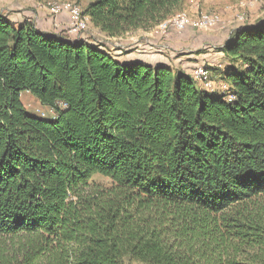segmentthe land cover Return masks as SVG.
Segmentation results:
<instances>
[{
  "label": "trees",
  "instance_id": "obj_1",
  "mask_svg": "<svg viewBox=\"0 0 264 264\" xmlns=\"http://www.w3.org/2000/svg\"><path fill=\"white\" fill-rule=\"evenodd\" d=\"M186 1L82 14L120 38ZM220 49L233 100L0 13V264H264V20Z\"/></svg>",
  "mask_w": 264,
  "mask_h": 264
},
{
  "label": "rangeland",
  "instance_id": "obj_2",
  "mask_svg": "<svg viewBox=\"0 0 264 264\" xmlns=\"http://www.w3.org/2000/svg\"><path fill=\"white\" fill-rule=\"evenodd\" d=\"M54 1H60V0H41V6L42 10H44L46 17L53 16L49 13V4ZM89 0H81L78 4L81 6L82 9H84L85 5L87 4ZM244 0H187L184 8L180 11H186L188 14L192 16H197L204 13H220L225 20V24L227 26L228 19L231 17L230 10L233 7L240 8V2ZM247 2L255 1V0H245ZM258 4L256 8L260 7L261 16L258 18L254 17L255 15L249 17L244 22L242 20H239L238 17H235L236 20H234L233 23L228 24V27L219 29H212V30H200L198 28H193L191 26L183 29V30H175L173 28H170L166 34H162L160 32H155V36H158L163 41L161 53L163 54V60L165 61H171L173 63V67H176L183 63L184 61L187 62L190 58H183L181 60H176L178 57L181 56H188V55H200L201 53H209L210 56H208L209 60L215 59V63L217 64L214 66L213 64H208V61L205 62L207 58H198L196 62H198L195 65H204L207 66L211 72H212V78L215 82H217V87H219V84L225 81L222 77L224 67L228 63L227 57L222 53L223 51L220 49L225 44V39L230 35L231 33V27L233 25H237L235 27L238 28V26H251L259 20H264V0H258ZM233 5V7H232ZM231 7V8H230ZM255 8V9H256ZM249 9V8H247ZM251 13V12H250ZM250 13H247V16L250 15ZM255 14V13H254ZM224 24V22H223ZM221 25V27L223 26ZM144 30V29H143ZM156 30V27L151 30H145L148 31L147 33H141L135 32V35H124L120 38H111L108 37L105 34H99L96 27L93 26L92 23H90L87 31L85 34L82 35V37L78 38V40H84L89 41L91 44L100 45L102 50H106L109 53H111L112 56L116 57L117 54L116 50L121 51L124 55H132L134 51L141 50L142 48H145V43L148 38H152L153 35L149 33V31ZM221 32L222 39H216L215 41H206L204 39V35L207 33H215V31ZM234 30V29H233ZM49 32L54 33V31L50 30ZM66 32V31H62ZM61 32V34H62ZM133 33V32H129ZM188 35V38L186 41H183V38H186ZM174 38V39H173ZM224 41V43L221 45V43ZM183 42V43H182ZM121 56V55H120ZM203 57V56H200ZM202 59V60H199ZM210 60V62H212ZM191 61V60H190ZM217 61V62H216ZM193 67L191 69H188L189 73H194L195 68ZM194 78V77H193ZM226 82V81H225ZM199 83V82H198ZM200 85V83H199ZM206 90V89H205ZM209 91V90H207ZM213 92V91H210ZM219 92V89L218 91ZM221 93V92H219ZM223 94V93H222ZM24 105L30 113L42 115L44 117H54L56 115V112L53 111L51 108L44 107L41 105V103L38 101V99L32 94L28 92H23L22 95ZM93 181L96 184H101L103 186H108L111 184L110 178H106L100 174H96L93 176ZM261 200L264 201V195L261 197ZM131 264H143L137 261H133Z\"/></svg>",
  "mask_w": 264,
  "mask_h": 264
},
{
  "label": "crops",
  "instance_id": "obj_3",
  "mask_svg": "<svg viewBox=\"0 0 264 264\" xmlns=\"http://www.w3.org/2000/svg\"><path fill=\"white\" fill-rule=\"evenodd\" d=\"M228 1V0H225ZM258 0H255L254 5H252L251 7H249V9H246L245 12L246 13H250V15L247 16V19L253 15H255L254 17L258 18L259 16H261V12H259L260 7L256 8L258 2ZM233 7V5H232ZM231 8V7H230ZM256 8V9H255ZM42 6H41V2L37 1V0H0V13L7 15L9 19L12 20V22L15 25H18L20 23H23L25 21H33L35 22L36 26L42 30L43 32L46 33H51L49 32L50 30L54 31L53 34H61L62 31H66V27L67 24L70 21V17L69 14L67 12L62 13L58 16H51V17H46V14L44 12V10H42ZM231 17L228 19V24L233 23L238 13V7H233L231 10ZM50 13V12H49ZM255 13V14H254ZM262 13H264L262 11ZM253 14V15H252ZM262 20H259V22ZM228 24L226 26L225 24V20H224V24L223 26H218L214 29H221V28H225L228 27ZM237 25H233L231 27V33L230 35L224 40L226 41L232 34H233V29H235ZM244 26V25H243ZM243 26H238V27H243ZM98 30V29H97ZM218 31H215V33H207L206 35H204V39L206 41H215L216 39H222V33ZM141 33H147L148 31H145L143 29L137 30L136 32H140ZM99 34L101 33L98 30ZM156 30H152L149 31L150 34L153 35L152 38H148L146 40L145 43V48H142L141 50H136L134 52H132V55H124L121 51L116 50L117 56L115 57L117 60H119L120 62H144L147 64H150L152 66H168L173 70L179 71L182 70L188 74H190L192 76V73H189L188 69H191L197 65L198 62H196L198 60V58H207L205 60L208 61V64H213L214 66H216L217 64L214 62L215 59L212 58L213 60H211L212 62H210V60L208 59L210 56L209 53H201L200 55H188V56H181L178 57V60H181L183 58H190L188 59L187 62H183L180 65L173 67V63L171 61H165L163 60V54L161 53V46H162V40L160 37L155 36ZM102 34V33H101ZM127 35H135V32L133 33H126ZM148 34V33H147ZM62 36H65L66 38H68L69 40L75 41L78 40V38H76L75 36H68L66 34V32H62L61 34ZM188 38V35L186 38H183V41H186ZM116 39V38H114ZM174 39V38H173ZM224 41L221 43V45L224 43ZM89 42V41H88ZM90 43V42H89ZM183 43V42H182ZM224 54V52H222ZM121 55V56H120ZM225 55V54H224ZM203 56V57H200ZM191 60V61H190ZM202 60V59H199ZM217 62V61H216ZM224 76V74H222V77ZM193 77V76H192Z\"/></svg>",
  "mask_w": 264,
  "mask_h": 264
},
{
  "label": "built area",
  "instance_id": "obj_4",
  "mask_svg": "<svg viewBox=\"0 0 264 264\" xmlns=\"http://www.w3.org/2000/svg\"><path fill=\"white\" fill-rule=\"evenodd\" d=\"M255 1L240 2V10L238 8V13L236 17L239 20L244 22L247 19V13L245 10L252 5H254ZM49 12L54 16H58L62 13L67 12L70 17V21L66 27V34L68 36H75L76 38L82 37L83 34L87 31L91 21L90 17L82 14L81 6L72 0H60L54 1L49 4ZM224 22V19L220 13H202L200 15L192 16L188 14L186 11H178L176 15L170 17L167 20L161 22L157 27L156 31L162 34H166V32L173 28L177 30H183L189 26L193 28H198L200 30H212L218 26H221ZM230 38V37H229ZM228 38V39H229ZM227 39V40H228ZM226 40V41H227ZM225 41V42H226ZM193 77L196 81L200 83V86L206 90L216 92L219 89V92L223 94H227V99L233 100L234 96L230 94V87L227 82L223 81L217 87V82H215L212 78L211 70L204 65H198L193 73ZM53 110V109H52Z\"/></svg>",
  "mask_w": 264,
  "mask_h": 264
},
{
  "label": "water",
  "instance_id": "obj_5",
  "mask_svg": "<svg viewBox=\"0 0 264 264\" xmlns=\"http://www.w3.org/2000/svg\"><path fill=\"white\" fill-rule=\"evenodd\" d=\"M161 66H163V65H161Z\"/></svg>",
  "mask_w": 264,
  "mask_h": 264
}]
</instances>
